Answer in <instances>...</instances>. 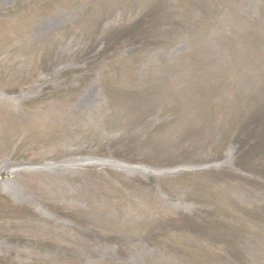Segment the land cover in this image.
I'll use <instances>...</instances> for the list:
<instances>
[{
	"label": "rangeland",
	"instance_id": "1",
	"mask_svg": "<svg viewBox=\"0 0 264 264\" xmlns=\"http://www.w3.org/2000/svg\"><path fill=\"white\" fill-rule=\"evenodd\" d=\"M0 264H264V0H0Z\"/></svg>",
	"mask_w": 264,
	"mask_h": 264
}]
</instances>
